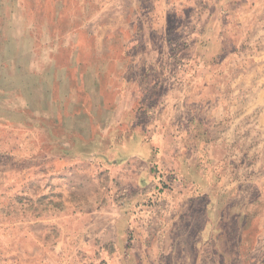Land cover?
I'll return each mask as SVG.
<instances>
[{"label":"crops","instance_id":"crops-1","mask_svg":"<svg viewBox=\"0 0 264 264\" xmlns=\"http://www.w3.org/2000/svg\"><path fill=\"white\" fill-rule=\"evenodd\" d=\"M3 2L1 172L90 163L139 198L162 182L172 264H264V0Z\"/></svg>","mask_w":264,"mask_h":264},{"label":"rangeland","instance_id":"rangeland-1","mask_svg":"<svg viewBox=\"0 0 264 264\" xmlns=\"http://www.w3.org/2000/svg\"><path fill=\"white\" fill-rule=\"evenodd\" d=\"M63 1L71 13L82 5L91 11L92 0ZM1 2L9 7L13 0ZM24 167L19 164L17 169ZM1 168L0 264L173 263L169 241L159 245L160 251L155 245L157 239L172 236L169 185L160 182L161 190L148 187L139 198L131 197L138 194V186L133 192L124 191L126 182L111 180L104 167L90 163L44 162L31 180L2 173ZM126 201L130 202V227L120 230L118 209ZM60 231L66 233V242L58 245Z\"/></svg>","mask_w":264,"mask_h":264}]
</instances>
